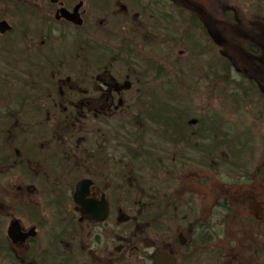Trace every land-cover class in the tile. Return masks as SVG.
Here are the masks:
<instances>
[{
	"label": "flooded vegetation",
	"instance_id": "flooded-vegetation-1",
	"mask_svg": "<svg viewBox=\"0 0 264 264\" xmlns=\"http://www.w3.org/2000/svg\"><path fill=\"white\" fill-rule=\"evenodd\" d=\"M216 54L236 90L185 109ZM263 242L264 0H0V264H244Z\"/></svg>",
	"mask_w": 264,
	"mask_h": 264
},
{
	"label": "rangeland",
	"instance_id": "rangeland-1",
	"mask_svg": "<svg viewBox=\"0 0 264 264\" xmlns=\"http://www.w3.org/2000/svg\"><path fill=\"white\" fill-rule=\"evenodd\" d=\"M174 56H171V59H173ZM218 55H214L212 57V62H213V82H204V81H199L198 82H193L192 80L187 81L186 82V86H182L181 88V96L183 95H189L191 98L190 100H195L196 103L192 104L187 102V99H183L182 98V102H181V106H184L185 109H188L189 106L191 105H196V106H201L204 105V103H202L200 96H212V105H213V110L214 111H221V105H222V100L221 97H224L227 94H230L233 92V90H236L235 87V83H225L223 77H225V73L222 75L221 70H219L218 68L220 67V65H217L216 62H218L217 60ZM205 58L203 57L200 62L203 64V60ZM121 63V62H120ZM119 65V63H118ZM197 71H196V75H197V79L199 77H205V71L204 68L202 70L199 69V66H197ZM209 74V72H208ZM227 74V73H226ZM174 75L170 74V75H166L165 79H170L173 78ZM179 77L181 79H189V77L187 76V73H181L179 72ZM232 77H234L232 74L228 75V79H232ZM193 82V83H192ZM189 84H192L190 87L188 86ZM166 90V87H165ZM165 94H172V91H166ZM220 100V102H219ZM136 121H140V120H136ZM117 125L118 126V121L114 122L113 125ZM124 125V124H123ZM127 125L128 121H127ZM97 134V133H96ZM82 135V134H81ZM123 136V135H122ZM90 137V136H89ZM76 138H78V135H76ZM92 142V139H91ZM223 249H218V255L217 257H215L213 254H210L212 256H214L216 259L213 261L214 264H216L217 262V258L220 257L221 253H222ZM220 252V253H219ZM207 253V249L202 250L201 254H197L198 259L195 260L194 264H211L210 260V256L206 254ZM244 255V264H264V242L261 246V248H252V249H248L245 250ZM200 257V258H199ZM221 262V260L219 261Z\"/></svg>",
	"mask_w": 264,
	"mask_h": 264
},
{
	"label": "water",
	"instance_id": "water-1",
	"mask_svg": "<svg viewBox=\"0 0 264 264\" xmlns=\"http://www.w3.org/2000/svg\"><path fill=\"white\" fill-rule=\"evenodd\" d=\"M86 213H93V210L89 209ZM162 261V259H159L157 264H159Z\"/></svg>",
	"mask_w": 264,
	"mask_h": 264
}]
</instances>
